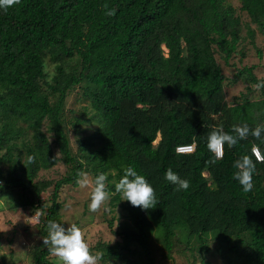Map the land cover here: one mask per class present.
<instances>
[{
  "label": "trees",
  "instance_id": "trees-1",
  "mask_svg": "<svg viewBox=\"0 0 264 264\" xmlns=\"http://www.w3.org/2000/svg\"><path fill=\"white\" fill-rule=\"evenodd\" d=\"M241 3L264 30V0ZM111 7L118 9L114 16L106 14ZM249 33L254 37L255 30ZM241 39V17L226 0H19L0 11L1 187L22 189L26 205L45 214L44 237L49 219L63 223L60 191L78 186V171L119 181L131 165L153 183L157 203L144 210L126 201L130 224L122 232L110 225L124 235L122 247L134 242L146 256L132 259L98 243L100 262L155 264L149 248L155 237L168 250L186 242L206 254L213 239L227 264H264V162L256 165L251 191L233 179V162L249 154L254 138L232 149L225 145L215 162L207 148V134L216 126L231 132L234 124H264V95L234 105L226 99L216 54L229 63ZM47 58L58 71L52 81L45 80ZM69 60L78 62L71 71ZM84 80L93 112L68 118V92ZM87 121L98 127L78 139L75 152L68 129ZM193 138V152H176ZM58 163L69 167L61 178L39 177ZM169 168L189 179L188 190L176 191L164 179ZM50 188L46 204L42 194ZM136 251L128 248L132 256ZM50 255L47 247L35 250V262L58 264Z\"/></svg>",
  "mask_w": 264,
  "mask_h": 264
},
{
  "label": "rangeland",
  "instance_id": "rangeland-1",
  "mask_svg": "<svg viewBox=\"0 0 264 264\" xmlns=\"http://www.w3.org/2000/svg\"><path fill=\"white\" fill-rule=\"evenodd\" d=\"M236 9V14L241 17V42L237 51L234 53L230 62L227 63L220 52H217L216 58L222 72L225 75L224 90L227 102L230 105L242 103L245 100H258L264 95V86L257 87V84L264 83V30L257 23H253L250 15L244 11L241 6V0H226ZM250 29L255 30L252 37L249 33ZM167 51V50H166ZM47 77L45 80L52 81L53 76L57 74L56 63L47 58ZM76 60H69L67 65L71 71L73 67H77ZM244 71L243 77L237 78L240 71ZM49 73L52 74L49 80ZM253 74V76H252ZM255 75V76H254ZM252 77V80H250ZM44 80V81H45ZM259 80V82L255 81ZM87 81L72 87L66 98L64 107L65 116L72 118L77 115L81 118L88 117L92 114L93 109L88 94L85 93ZM44 89L51 92L50 88L45 85ZM56 99V95H51V100ZM98 127V121H87L79 123L77 129L70 126L68 129L71 138V145L74 151H78V139L84 135H88ZM160 140V135L155 143ZM5 150V149H4ZM68 166L65 163H58L54 168L42 170L39 177L48 180H57L68 172ZM89 179L94 181V177L89 175ZM106 187L115 186L118 181L115 178L108 179ZM0 180V262L5 264H37L35 262V250H41L46 247L43 245V235L41 233L43 219L45 214L40 209H33L26 205L23 197L22 189H3ZM94 186V185H93ZM50 188L42 194L44 203L51 202ZM92 187L81 188L72 184L65 185L61 188L59 201L62 204L61 220L66 225L68 223H77L84 229L85 238L89 243L92 254L98 255L101 251L95 246L98 243H109L114 246L115 250H121L123 254L131 256L132 259H144L145 251L142 246L134 242H129L128 247H122L125 244L123 234H115L113 228L118 232H122L125 224L130 220L127 216L124 203L121 199L111 204V199L120 195L112 190L110 198L107 199L95 212L90 211L88 204L90 202ZM210 245L212 252L206 254L200 250L198 244L188 245L186 242H176L171 250L165 248L163 243L153 237L149 248L156 258L155 264H227L220 256L217 250V241L211 239ZM130 250L137 249L134 256ZM103 252V251H102ZM60 264L57 257L50 255L52 259ZM124 260L111 259L107 262H100L98 259L95 264H121Z\"/></svg>",
  "mask_w": 264,
  "mask_h": 264
},
{
  "label": "clouds",
  "instance_id": "clouds-1",
  "mask_svg": "<svg viewBox=\"0 0 264 264\" xmlns=\"http://www.w3.org/2000/svg\"><path fill=\"white\" fill-rule=\"evenodd\" d=\"M19 0H0V11H8L11 7L18 4ZM118 9L115 7L107 8L106 14L114 16ZM45 72L48 68L45 67ZM49 80L52 74L49 73ZM264 86V83L257 84V87ZM232 131L224 130L223 125L216 126L207 134V148L213 154V162L223 158L225 145L228 149L234 148L241 141L247 140L250 136L254 138L251 143L249 154L239 156L233 162V179L238 181L244 192H249L254 187V174L256 165L264 162V144L257 141L264 140V124H256L254 127L247 124H234ZM159 136V132H158ZM197 147V141L193 138L191 144L176 146L177 153L193 152ZM253 157L255 159H253ZM164 179L175 186L176 191L188 190L190 181L181 177L171 168L164 172ZM76 184L81 188L92 187L89 210L95 212L113 194L111 189L106 187L107 175L98 172L94 181L89 179L87 172H77ZM94 185V186H93ZM114 190L121 196V201H128L132 206H139L144 210L153 208L157 203L156 189L153 183L137 171L131 165L123 170V175L115 183ZM47 235L43 237V245L48 252L57 257L60 264H95L98 257L90 251L89 243L85 238L84 229L77 223H61L57 220L49 219L46 224Z\"/></svg>",
  "mask_w": 264,
  "mask_h": 264
},
{
  "label": "built area",
  "instance_id": "built-area-1",
  "mask_svg": "<svg viewBox=\"0 0 264 264\" xmlns=\"http://www.w3.org/2000/svg\"><path fill=\"white\" fill-rule=\"evenodd\" d=\"M187 144H191V143H187ZM181 145H183V144H181ZM196 149V148H195ZM186 153H189V152H186ZM191 153V152H190Z\"/></svg>",
  "mask_w": 264,
  "mask_h": 264
}]
</instances>
